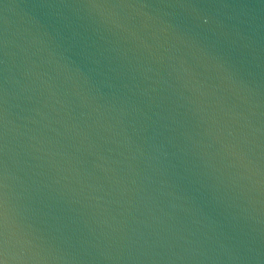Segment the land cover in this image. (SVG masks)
Returning a JSON list of instances; mask_svg holds the SVG:
<instances>
[{
    "label": "water",
    "instance_id": "95a60500",
    "mask_svg": "<svg viewBox=\"0 0 264 264\" xmlns=\"http://www.w3.org/2000/svg\"><path fill=\"white\" fill-rule=\"evenodd\" d=\"M0 264H264V0H0Z\"/></svg>",
    "mask_w": 264,
    "mask_h": 264
}]
</instances>
